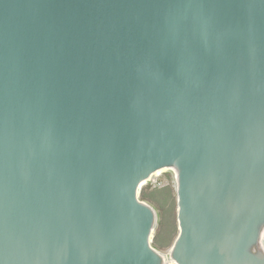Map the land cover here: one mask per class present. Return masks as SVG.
<instances>
[{"label": "water", "instance_id": "obj_1", "mask_svg": "<svg viewBox=\"0 0 264 264\" xmlns=\"http://www.w3.org/2000/svg\"><path fill=\"white\" fill-rule=\"evenodd\" d=\"M164 168L173 262L264 264V0H0V264H165Z\"/></svg>", "mask_w": 264, "mask_h": 264}, {"label": "rangeland", "instance_id": "obj_2", "mask_svg": "<svg viewBox=\"0 0 264 264\" xmlns=\"http://www.w3.org/2000/svg\"><path fill=\"white\" fill-rule=\"evenodd\" d=\"M138 197L150 205L155 213L150 245L165 258V264H171L170 248L178 233L175 172L166 169L157 176H151L141 185ZM261 246L264 249V232Z\"/></svg>", "mask_w": 264, "mask_h": 264}, {"label": "bare ground", "instance_id": "obj_3", "mask_svg": "<svg viewBox=\"0 0 264 264\" xmlns=\"http://www.w3.org/2000/svg\"><path fill=\"white\" fill-rule=\"evenodd\" d=\"M164 170H166L165 168L164 169H160V170H157L156 172H154L153 174H152V176L153 175H158V174H160L162 171H164ZM145 181H143L141 184H143ZM171 264H176L175 262H173L172 260H171Z\"/></svg>", "mask_w": 264, "mask_h": 264}, {"label": "trees", "instance_id": "obj_4", "mask_svg": "<svg viewBox=\"0 0 264 264\" xmlns=\"http://www.w3.org/2000/svg\"><path fill=\"white\" fill-rule=\"evenodd\" d=\"M172 246V245H171Z\"/></svg>", "mask_w": 264, "mask_h": 264}]
</instances>
